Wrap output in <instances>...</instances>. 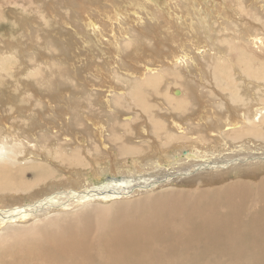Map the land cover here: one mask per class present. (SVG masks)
Instances as JSON below:
<instances>
[{
    "label": "bare ground",
    "instance_id": "obj_1",
    "mask_svg": "<svg viewBox=\"0 0 264 264\" xmlns=\"http://www.w3.org/2000/svg\"><path fill=\"white\" fill-rule=\"evenodd\" d=\"M147 1L129 0L126 5L111 2L103 6L106 10L102 8V13L109 22L108 30L113 31L112 17L131 18L126 13L133 11L139 16L135 7L145 9L152 19L149 32L155 39L153 51L155 45L162 59L154 65L157 62L148 59L145 48H140L139 53L144 55L129 54L125 69L139 80L143 92L145 85H152L159 89V95L168 94V81L179 85L180 90L184 83L178 72L166 71L185 62L181 58L192 46L198 50L202 39L193 34L194 28L188 23L185 33L191 35L182 38L187 44L182 45V40L175 38L179 32L174 33V21L166 15L165 7L159 10ZM1 4L5 3L1 0ZM97 9H82L84 26L90 27L87 33L92 34L93 28L96 35L103 27H95L88 11ZM179 12L187 15L186 10ZM159 20L165 21V26H160ZM237 38L240 42H231L225 57L216 55L220 58L216 67L222 72L227 87L222 85L231 100H239L243 109L214 88L196 94L189 83L184 93L175 88L177 93L170 96V103L157 100L162 106L168 104L169 108L171 104L183 112L196 108L199 127L206 125L203 119L207 109L215 117L205 137H184L190 131L171 113L165 115L167 122L151 117L162 130L157 132L160 137L136 139L122 134L21 137L0 118V264H264V96L248 102L236 83V75H245L252 82L264 84V56L246 40ZM120 43L116 42V50ZM138 63L143 65L137 67ZM123 94L115 93L113 101L120 102ZM131 94L137 97V89ZM133 120L120 123L135 130L140 127L137 131L144 135L145 125L138 122L134 126ZM180 128L185 132H178ZM106 173L111 174L107 179L93 181Z\"/></svg>",
    "mask_w": 264,
    "mask_h": 264
},
{
    "label": "rangeland",
    "instance_id": "obj_2",
    "mask_svg": "<svg viewBox=\"0 0 264 264\" xmlns=\"http://www.w3.org/2000/svg\"><path fill=\"white\" fill-rule=\"evenodd\" d=\"M2 1L5 4L2 5L0 0L2 15L0 17V118H4L6 127L8 126L10 130L21 137H114L116 134L117 137H120L122 134V137H134L135 139L137 137L155 138L160 137L157 132L160 130L162 133V130L151 122V117L153 121L164 119L167 122L168 117L165 115L169 113L175 114L176 119H179L183 128L187 129L188 132L190 131L189 135L184 137H190L191 135V137H205V133H207L205 130L208 124H211L212 118L215 117L207 109L205 110L207 116L203 119L206 125L202 124L199 127V125H196L198 121L195 120L196 108L189 111L185 109V112H183L171 107V104L169 108L168 104L162 106L160 102L165 100L164 103H170V96L172 97L175 88L177 89L175 91L184 93L186 90L185 85L189 83L190 87L191 85L194 87V93L196 94L210 92L214 88L222 96L225 95L224 98L228 102L236 103L238 108L243 109L244 106L238 102L239 100L232 101L229 92L225 89L227 83L221 75V70H217L216 67L219 63L218 59L226 56L229 46L240 42L238 36L246 40L251 48L255 51L258 50L264 56V0H164L163 3V0H157L158 2L149 0L147 2L155 4V8L162 7L163 9L165 7L164 9L167 10L166 15L174 21L176 27L174 33H177V30L179 32L175 38L182 40V45L186 47V40L183 39L191 35L185 33L188 29L186 26L188 23H191L194 28L192 29L193 34L202 39L201 44L198 42V50L195 51L192 46L188 50L190 55L186 53L187 55L181 58L185 62H180L181 64L177 65L178 67L174 65V68H171L172 70L166 71L178 72L181 75L184 83L180 87L181 90L178 89L179 85L176 87L174 84H170L171 81H168L170 85L168 94L161 93V96L158 94L160 93L159 89L157 90L152 85H145V91L143 92L139 80L133 78L134 74L125 69L126 61L130 59V55H135V52L139 56L148 53L147 58L151 59L152 62L153 60L157 62H154V65L159 62L161 51H158L155 45L153 51L155 39L149 32L152 19H149V16L146 15L145 9L134 8L135 11L139 9V16L133 14V11L132 14L131 12L126 13V16L131 18L136 17L134 20L125 16L113 20L112 17L113 31H110L108 30L110 29L109 22L104 20L105 14L102 13L104 9L106 10L104 7L110 5L111 2L126 5L129 0ZM84 7L88 9L98 8L96 12L88 11L95 20V27L97 25L103 27L102 33H98V36L96 35L97 31L93 28L90 30L92 34L87 33L90 27L84 26L85 22H83L82 17ZM100 10L101 12H98ZM177 10H186L187 15L182 14V12L178 13ZM137 17L142 21L136 20ZM202 19L204 21H201ZM158 23L160 26H165V21L159 20ZM159 25L156 23L157 27ZM245 28H247L249 38L245 37ZM127 29L128 32H126ZM239 29L241 33L238 31ZM118 38L121 39L118 40ZM116 42H122L118 50H116ZM189 42L192 43L191 40ZM219 47L222 50H219ZM140 48H145V52L139 53ZM117 51H119V54L116 53ZM188 57H191V59L188 60ZM145 60L147 59H144L143 62ZM140 64L138 63L137 67L143 65ZM96 67L98 70H96ZM215 69L216 71H214ZM56 70H58V78ZM99 71L104 75L102 74V76L100 73L98 76L96 73ZM236 71H239L238 64L235 66ZM236 76V83L241 87V94L248 96V102L258 100V95L261 98L264 96L263 83L257 80L252 82L245 75L242 77ZM159 77L161 78L162 75ZM218 78L220 79L219 83L216 81ZM103 80L110 83L111 87H107L108 83H103ZM184 80H186V83ZM102 84L105 85L102 86ZM135 84H137V87ZM222 84H226V87ZM135 87L137 97L131 94L136 90ZM183 87L184 90H182ZM110 88H116L118 94L124 93V98L115 103L113 96L117 92L115 89ZM171 88H173L172 91ZM144 93H148L149 96H145ZM213 94L215 98L217 96L216 100L219 99L217 92L213 91ZM213 104L216 105L217 103L213 102ZM166 108L169 109L168 113L165 111ZM178 111L179 115H176ZM113 114L117 115L115 120L112 118ZM162 114L164 117H161ZM128 118V122L135 119L133 120L135 121L134 126L138 122L144 124L145 134L142 135L137 131L140 127L135 130L128 128V125H124V120ZM116 122L123 123L116 124ZM121 124L123 126H119ZM183 128H180L178 132L184 133ZM124 132L125 135H123ZM210 134L214 135L213 132ZM51 159L54 160V158ZM102 162H104L103 165H106L105 162L107 161L103 160ZM109 175L111 174L106 173L101 179L93 181L100 182L107 179Z\"/></svg>",
    "mask_w": 264,
    "mask_h": 264
}]
</instances>
